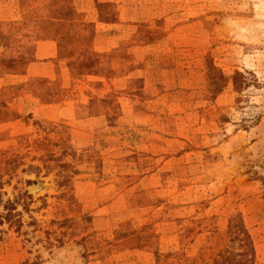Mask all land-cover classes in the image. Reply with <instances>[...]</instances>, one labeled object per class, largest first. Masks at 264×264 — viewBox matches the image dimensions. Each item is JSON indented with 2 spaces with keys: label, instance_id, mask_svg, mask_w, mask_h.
Returning <instances> with one entry per match:
<instances>
[{
  "label": "rangeland",
  "instance_id": "374dc122",
  "mask_svg": "<svg viewBox=\"0 0 264 264\" xmlns=\"http://www.w3.org/2000/svg\"><path fill=\"white\" fill-rule=\"evenodd\" d=\"M0 264H264V0H0Z\"/></svg>",
  "mask_w": 264,
  "mask_h": 264
},
{
  "label": "crops",
  "instance_id": "0c3cea01",
  "mask_svg": "<svg viewBox=\"0 0 264 264\" xmlns=\"http://www.w3.org/2000/svg\"><path fill=\"white\" fill-rule=\"evenodd\" d=\"M36 50L41 54L36 59V66H45L55 55V44L51 40L37 41Z\"/></svg>",
  "mask_w": 264,
  "mask_h": 264
},
{
  "label": "trees",
  "instance_id": "16d2710c",
  "mask_svg": "<svg viewBox=\"0 0 264 264\" xmlns=\"http://www.w3.org/2000/svg\"><path fill=\"white\" fill-rule=\"evenodd\" d=\"M244 239H247V241H246V243H245L246 249H247L248 251H251L252 249H251L250 246H248V245H249V242H248V237L246 236V234L244 235Z\"/></svg>",
  "mask_w": 264,
  "mask_h": 264
}]
</instances>
